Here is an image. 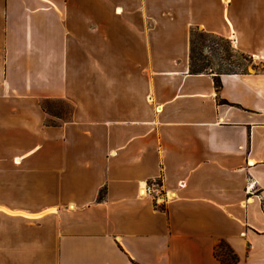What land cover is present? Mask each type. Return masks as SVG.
I'll return each instance as SVG.
<instances>
[{"label":"crops","instance_id":"obj_1","mask_svg":"<svg viewBox=\"0 0 264 264\" xmlns=\"http://www.w3.org/2000/svg\"><path fill=\"white\" fill-rule=\"evenodd\" d=\"M193 27L264 62V0H0V264H264V71Z\"/></svg>","mask_w":264,"mask_h":264},{"label":"trees","instance_id":"obj_2","mask_svg":"<svg viewBox=\"0 0 264 264\" xmlns=\"http://www.w3.org/2000/svg\"><path fill=\"white\" fill-rule=\"evenodd\" d=\"M208 36L216 37L220 41L224 42V44H217L213 40H209ZM212 41V44L209 47L212 50L211 57H208L203 54V48L207 46V41ZM223 51V53H221ZM238 51L232 46L230 40L223 36H219L213 33H208L198 27H193L190 30V37H189V63H188V71L190 73H211L214 89L217 92L220 90L221 81L219 75L221 73H244L247 72L245 69L246 67H240L243 65L239 62L238 59L234 58ZM242 58L247 61V64H250L254 70H262L264 69L259 68V65L256 64L252 57L249 54H243V52L239 53ZM219 56L221 59L228 61V66L222 68L221 64H217L218 69H215L214 65V58ZM262 63V62H261ZM260 64V63H259ZM236 66V68L232 67ZM218 101L226 102L224 99L217 97ZM44 101V100H43ZM42 101V108L43 107ZM104 194V188H101L98 193V198H101ZM214 256L216 259L220 261L222 264H234L237 261V255L231 250V248L224 242H220L219 248L214 249Z\"/></svg>","mask_w":264,"mask_h":264},{"label":"rangeland","instance_id":"obj_3","mask_svg":"<svg viewBox=\"0 0 264 264\" xmlns=\"http://www.w3.org/2000/svg\"><path fill=\"white\" fill-rule=\"evenodd\" d=\"M208 39L213 40L217 44H219V43L224 44V42L220 41L216 37L208 36ZM209 40L207 41L208 45L203 48V54L208 56V57H211L212 50L209 47V45L212 44V41H209ZM221 53H223V51H221ZM235 53H236V56L234 58L238 59L239 62H241L243 64L240 67H246L245 69L247 71L254 70V68L250 64H247V61L244 58H242V56L239 54L240 51H238V53L237 52H235ZM243 54L245 55V53H243ZM214 62H215V65H214L215 69H218V66H217L218 63L222 65V68H225L228 66V61L221 59L219 56H216L214 58ZM256 64L259 65V68L264 69V62H262V63L260 62V64L259 63H256ZM232 67L236 68V66H232ZM43 107L46 111L56 113L58 115L65 114L68 110L66 103L62 100H59V99H46L43 101ZM53 120L54 119H52V118H47V123L54 122Z\"/></svg>","mask_w":264,"mask_h":264},{"label":"built area","instance_id":"obj_4","mask_svg":"<svg viewBox=\"0 0 264 264\" xmlns=\"http://www.w3.org/2000/svg\"><path fill=\"white\" fill-rule=\"evenodd\" d=\"M140 193L150 197L156 207L164 206V203H166L169 198L168 193L162 188L160 178L145 181L141 186Z\"/></svg>","mask_w":264,"mask_h":264}]
</instances>
